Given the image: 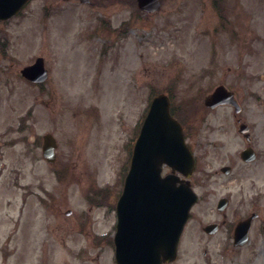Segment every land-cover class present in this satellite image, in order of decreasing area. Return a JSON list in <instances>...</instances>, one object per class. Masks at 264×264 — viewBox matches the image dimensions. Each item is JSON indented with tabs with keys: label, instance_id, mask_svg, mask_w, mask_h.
Wrapping results in <instances>:
<instances>
[{
	"label": "rangeland",
	"instance_id": "374dc122",
	"mask_svg": "<svg viewBox=\"0 0 264 264\" xmlns=\"http://www.w3.org/2000/svg\"><path fill=\"white\" fill-rule=\"evenodd\" d=\"M91 1L30 0L0 21V264H116L114 204L133 140L159 92L172 97L197 143L198 175L215 181L195 190L189 234L221 222L218 196L229 200L227 224L247 216L256 197L264 219V0H161L153 13L135 0ZM38 56L48 71L40 85L19 73ZM219 84L233 91L239 113L204 106ZM238 117L259 153L254 164L238 156L246 144ZM46 133L56 143L53 163L42 157ZM221 165H231V173L213 174ZM225 226L208 250L219 253ZM261 238L251 228L249 242L234 251L229 245L221 264H261ZM186 240L179 264H200L204 245Z\"/></svg>",
	"mask_w": 264,
	"mask_h": 264
},
{
	"label": "water",
	"instance_id": "95a60500",
	"mask_svg": "<svg viewBox=\"0 0 264 264\" xmlns=\"http://www.w3.org/2000/svg\"><path fill=\"white\" fill-rule=\"evenodd\" d=\"M27 0H0V19L18 12ZM88 2V0H81ZM141 10L154 12L159 0H136ZM20 73L31 82H43L47 77L43 59L37 57L24 66ZM205 105L215 107L231 104L235 111L240 106L233 94L223 85L217 86L206 96ZM246 125L240 131H247ZM55 141L50 134L43 135L42 152L48 160L54 159ZM245 160H251L249 150ZM165 164L171 172L161 176ZM193 157L184 143L180 124L169 112V99L165 94L155 96L149 106L138 136L134 142L130 166L123 190L116 203V231L113 237L117 264H161L175 258L179 235L187 219L189 209L197 197L188 183L176 185L180 172L190 176ZM227 173L228 167L222 168ZM225 200L219 202V208ZM250 218L238 223L234 232V244L242 245L248 239ZM210 230L212 226H208Z\"/></svg>",
	"mask_w": 264,
	"mask_h": 264
},
{
	"label": "flooded vegetation",
	"instance_id": "af4514ba",
	"mask_svg": "<svg viewBox=\"0 0 264 264\" xmlns=\"http://www.w3.org/2000/svg\"><path fill=\"white\" fill-rule=\"evenodd\" d=\"M236 122L240 123L242 121L238 117V118H236ZM241 136L244 138V141L246 143L242 147V150L244 148H251V150H252L251 156H253V160L252 161L246 162V161L241 160V162L243 164H246V165L254 164L257 161V159L259 158V153H257V150L254 148L255 145H253L252 135H251V133L249 131V135L248 136L242 135V134H241ZM189 138H190L189 135H187V141H189ZM188 144H189V146L191 147V149H192V151L194 153V170H193L192 175H191V177L189 179L190 185H191V187L194 190H198V189H206V190H208L209 184H212V183L215 182V181H212L214 179V177H213V175H207V174L198 175V173L199 172L202 173V171L199 170V157L197 156V154L194 152V149H193L194 145H197V143L193 142V141L191 143L189 141ZM242 150L240 149V151L238 153L239 157L241 155V151ZM230 159H231V157H230ZM231 163H235V160L233 159V161ZM223 166L224 165H221L217 170H214L213 174L221 173V167H223ZM229 167H230L229 171L231 172L232 171V167L231 166H229ZM222 186H224V184H222ZM211 192H214V191H211ZM221 197H223V196H218V198L216 199V202L214 204L215 210L218 212V214H220L222 216L221 222L208 221L205 224L200 225L198 229H194V233L189 234L188 225H189L191 219L193 218V213H192L193 212V208H192V210L190 211V214H189V218H188V220H187V222H186V224L184 226V229H183L182 234H181L180 239H179L178 251H177L176 259L173 262L163 263V264H179L180 262L182 263L185 258L184 257L181 258V256L179 255V249L182 246L184 247L183 243L185 244L186 243L185 241H187L186 239H188V238H190L192 236H194L196 238V241L199 244V246L202 247L204 245L203 249L200 252V258H202L201 261H200V264H221L222 263L221 260H223V258H224L223 256L228 254L231 251V250H229V245L232 246L233 251H234V249L237 250V249H239L240 247L243 246V245L242 246L233 245L232 235H233L234 225L233 224H227V222H226V212H225L226 209L228 208L229 200L226 198L227 199V203H226L225 208L222 209V210H219L217 205H218V201L221 199ZM196 203H198V202H196ZM253 207H254L253 210L247 216L250 215L252 217L251 228L256 227V232H258L260 234V236L262 237L261 238L262 247H261V250H260V254L262 255L261 264H264V247H263L264 240H263V235H262L263 234L262 229L264 227V219H261V213H260V211H261L260 210L261 203H260L259 197H256V198L253 199ZM247 216H245V217H247ZM239 220H241V219H239ZM257 221H259L258 224H256ZM211 224H213V225H211ZM208 225L212 226L213 230H210L207 227ZM224 225H226L225 229L227 230V234L225 236L226 240H219L217 242V244L220 245L219 253H215L210 248L208 250L207 246H213L214 245V244H209L208 240L211 239V237L217 235L222 230ZM186 246H188V243H186ZM253 250L255 251V248ZM251 254L253 256H255V254H253V253H251ZM194 263L195 264H199V262H195V261H194Z\"/></svg>",
	"mask_w": 264,
	"mask_h": 264
},
{
	"label": "trees",
	"instance_id": "16d2710c",
	"mask_svg": "<svg viewBox=\"0 0 264 264\" xmlns=\"http://www.w3.org/2000/svg\"><path fill=\"white\" fill-rule=\"evenodd\" d=\"M133 2V1H132ZM177 115V114H176Z\"/></svg>",
	"mask_w": 264,
	"mask_h": 264
}]
</instances>
